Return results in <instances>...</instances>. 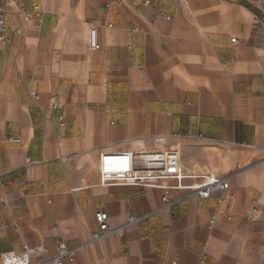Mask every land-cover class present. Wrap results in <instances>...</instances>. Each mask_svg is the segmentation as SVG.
<instances>
[{
    "label": "crops",
    "instance_id": "0c3cea01",
    "mask_svg": "<svg viewBox=\"0 0 264 264\" xmlns=\"http://www.w3.org/2000/svg\"><path fill=\"white\" fill-rule=\"evenodd\" d=\"M151 2L0 0V253L63 241L83 244L67 264H264V14L248 0ZM156 135L180 148L185 184L226 177L232 196L218 208L172 189L168 209L161 188L101 184L103 151L154 149ZM100 210L112 232L92 240ZM13 218L18 230L1 229Z\"/></svg>",
    "mask_w": 264,
    "mask_h": 264
},
{
    "label": "built area",
    "instance_id": "2783aa9c",
    "mask_svg": "<svg viewBox=\"0 0 264 264\" xmlns=\"http://www.w3.org/2000/svg\"><path fill=\"white\" fill-rule=\"evenodd\" d=\"M248 2L264 14V0H248ZM144 3L149 5L152 2L151 0H144ZM38 8L39 5L35 6V9ZM21 10L27 16L31 15V11L24 6L21 7ZM17 32L20 33L21 29L18 28ZM235 40V37L231 38V41L234 42ZM0 41L4 43L11 42V38L8 35L6 15L2 6H0ZM88 45L91 50L101 49L96 26H90L88 29ZM60 107V100L57 97H53L51 108L58 110ZM60 118L62 119V117ZM64 124V121L61 120L60 125ZM5 141L20 143L22 138L19 135H7ZM154 142L156 145L154 149H146L143 139L138 138L134 139L128 148L103 151L98 161L92 162V165L99 172L101 184L161 188L164 190V195L162 197L163 204L160 208L168 209L174 204V201L170 198V190L172 189H188L203 199L216 196L218 208L226 199L232 196L228 192L230 183L226 177L204 174L202 181L185 184L184 178L192 173L185 171L181 152L171 146H167L164 135H156ZM29 162L31 163V161ZM170 180L174 182L170 183ZM4 202L6 205L9 204L8 199H5ZM150 215L151 212L132 213L128 224H137ZM96 220L97 227L92 232V240L103 238L112 232L109 225V215L106 211H98ZM217 220H219L218 213L209 218V224L212 226ZM18 227L17 218L1 224V229L3 230L8 228L18 230ZM82 246L83 244L70 246L66 242L59 241L56 251L51 253L44 242L25 244L21 252L13 250L1 252L0 259L2 264H67L75 260ZM206 257L207 253L203 250L201 261H204Z\"/></svg>",
    "mask_w": 264,
    "mask_h": 264
},
{
    "label": "rangeland",
    "instance_id": "374dc122",
    "mask_svg": "<svg viewBox=\"0 0 264 264\" xmlns=\"http://www.w3.org/2000/svg\"><path fill=\"white\" fill-rule=\"evenodd\" d=\"M174 149H177L178 151H180V152H181L180 148H178V147H174Z\"/></svg>",
    "mask_w": 264,
    "mask_h": 264
}]
</instances>
